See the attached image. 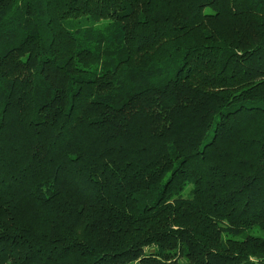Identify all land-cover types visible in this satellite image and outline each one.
Segmentation results:
<instances>
[{
  "label": "trees",
  "instance_id": "trees-1",
  "mask_svg": "<svg viewBox=\"0 0 264 264\" xmlns=\"http://www.w3.org/2000/svg\"><path fill=\"white\" fill-rule=\"evenodd\" d=\"M183 261L264 264V0H0V264Z\"/></svg>",
  "mask_w": 264,
  "mask_h": 264
},
{
  "label": "rangeland",
  "instance_id": "rangeland-1",
  "mask_svg": "<svg viewBox=\"0 0 264 264\" xmlns=\"http://www.w3.org/2000/svg\"><path fill=\"white\" fill-rule=\"evenodd\" d=\"M254 235H259V234L254 233ZM151 251H153V249H149L147 252H151ZM182 264H185V261H183Z\"/></svg>",
  "mask_w": 264,
  "mask_h": 264
}]
</instances>
